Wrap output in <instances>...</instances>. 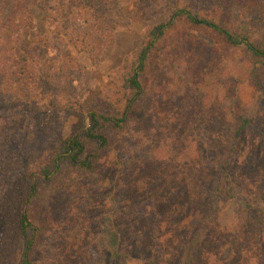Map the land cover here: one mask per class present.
<instances>
[{
  "label": "trees",
  "instance_id": "16d2710c",
  "mask_svg": "<svg viewBox=\"0 0 264 264\" xmlns=\"http://www.w3.org/2000/svg\"><path fill=\"white\" fill-rule=\"evenodd\" d=\"M183 1L163 11L162 21L144 34L133 58L114 76L115 102L99 111L74 98V72L67 87L60 83L63 63L49 51L54 39L76 50L83 46L98 65L97 54L115 40L110 15L122 0H0V264H37L47 217L67 210L66 200L56 198L58 185L72 175L80 179L68 200L75 206L81 194L87 199L83 221L94 193L109 205L97 238L87 242L83 264H250L252 258L264 264V3L250 7L236 25L204 17L198 3ZM36 13L48 17L49 32L35 41ZM180 28L239 52L247 78L219 96L213 116L174 138L173 163H164L173 171L150 186L149 197L138 190L145 179L131 168L135 149L121 143L117 151L115 145L148 101L157 51ZM175 75L179 95H201L190 70ZM244 83L253 91L250 105L240 102ZM72 115L83 124L65 137ZM171 175L198 191L200 205L185 219L172 216L166 226L155 210L167 196L164 180ZM184 230L171 261L169 249L175 245L165 239L171 233L172 242ZM206 242L212 260L201 256Z\"/></svg>",
  "mask_w": 264,
  "mask_h": 264
},
{
  "label": "rangeland",
  "instance_id": "374dc122",
  "mask_svg": "<svg viewBox=\"0 0 264 264\" xmlns=\"http://www.w3.org/2000/svg\"><path fill=\"white\" fill-rule=\"evenodd\" d=\"M183 2V0H122L120 10L110 15L116 27L115 40L105 45L103 53L97 54L101 60L98 65L83 52V46L76 50L73 46L65 47L63 42L54 39L49 55L56 60L60 57L63 63L64 77L60 83L67 87L66 81L72 78L74 72L77 75L72 87L74 98L83 102L88 109L99 111L107 109V104L114 103L118 95L112 83L116 72L125 65L126 60L133 58L143 42L144 34L162 21L163 11ZM195 2L198 3L204 17L224 24L233 21L237 25L245 16H249L250 7L263 4L264 0H190L189 4L196 5ZM235 15L238 16L237 19H233ZM47 20L46 15L36 13L33 40L47 36L49 32ZM193 42L196 44L193 45ZM180 49L183 50L182 53ZM176 70L183 74L189 70L192 72V77L197 79V86L201 89V95L197 99H190L186 93L179 95L176 86L181 82L175 75ZM244 72L245 61L239 52L218 47L193 30L180 28L171 32L157 51L150 70L146 93L148 101L139 111L135 122L115 145L117 151L121 149L123 143L126 147L135 149L134 164L131 168L138 172L139 177L145 179L142 187L138 185V190L151 196L150 186L161 179L160 176L166 175V172L173 171L172 168L167 170L164 163L166 161L173 163L170 158L174 152L172 150L174 138L178 139L186 126L213 116L218 108L215 106L222 101L219 96L222 97L234 89L238 80L245 81L247 77ZM242 87L245 89L240 102L243 105H250L253 91L249 90L248 83H244ZM82 124L79 118L72 115V119L64 127L65 137L75 133ZM259 138L260 136L257 140ZM251 140L256 139L253 137ZM113 157L111 153L104 161V165ZM138 176L135 175L134 179L138 180ZM170 177V180L166 178L164 180L163 189L167 196L159 203V209L155 210L159 217L163 218L161 220L166 226L172 216L180 215L181 219H185L200 205L197 190L190 191L184 186L183 180L177 183L172 179L173 175ZM79 179L76 175L68 176L61 179L58 185L56 198L66 200L67 210L61 213L53 210L47 217L37 264H83L82 256L88 248L87 242L96 239L101 230L102 218L109 213V205L104 196L93 194L90 199L92 210L84 221L86 209L83 204L87 201L84 195L81 194L75 206L68 200L76 191ZM168 230L164 228L163 231ZM73 231H76V236L72 235ZM171 237L169 233L165 242L175 245L169 249L168 255L169 259L174 261L179 244L185 238V230L177 239H172V242ZM208 243L204 245L201 256L202 258L209 256L212 260L213 250ZM250 264H258L256 258H252Z\"/></svg>",
  "mask_w": 264,
  "mask_h": 264
}]
</instances>
